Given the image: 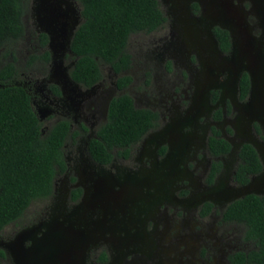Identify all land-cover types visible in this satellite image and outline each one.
<instances>
[{
  "label": "rangeland",
  "instance_id": "1",
  "mask_svg": "<svg viewBox=\"0 0 264 264\" xmlns=\"http://www.w3.org/2000/svg\"><path fill=\"white\" fill-rule=\"evenodd\" d=\"M157 1L166 20L150 33L130 35L127 51L132 64L127 74L132 82L119 90L116 80L120 75L104 62L100 63L103 80L91 88L82 87L70 77L75 62L70 42L82 20L80 4L75 0H30L24 17L25 35L8 50L13 51L19 70L13 83L30 94L43 134L59 120L69 121L70 132L63 150L67 167L55 176L50 195L34 199L24 214L0 233V249L4 253L0 264H16L18 253L37 255L35 249L29 254V248L40 240L43 245L51 241L57 249L61 247L60 257L67 264H102L99 256L107 249L103 237L110 236L107 230L117 220L116 202L124 193L130 201L124 205L121 201V206L130 217L137 214L146 219V214L163 207L161 217L167 223L162 236L168 241H151L141 251L122 257L119 250L113 251L104 264H230L227 256L231 252L254 248L253 243L243 239V224H223L219 215L202 221L192 212L199 200L217 204L245 196L240 194L244 186H237L230 179L232 155L225 158L226 171L212 185H205L199 178V169L196 172L193 167L174 168L169 163L175 153L183 152L182 147L170 144L177 136L191 132L194 145L188 152L192 155L190 150L201 151L205 147L215 126L234 146L250 142L264 151V0ZM217 28L228 33L227 50L221 49L215 34ZM39 33L47 35L45 47L39 43ZM44 50L50 53L46 64L41 60L29 63L32 54L39 55ZM11 59L7 53L1 63ZM244 74L249 81L248 96L241 101L238 95ZM123 93L132 97L135 107L161 112L164 124L146 135L145 141L132 145L127 157L116 154L112 163L99 165L89 157L87 144L104 122L107 102ZM218 112L224 117L222 120H216ZM82 127L85 129L81 130ZM166 144L167 153L159 156L157 147ZM146 160L166 165L160 174L169 185L168 189H160V196L182 206L185 227L177 226L182 218L174 214V203L158 202L147 209L141 205L145 197L143 187L148 181L132 185L126 177L139 176L143 170L147 176L157 174L158 170ZM97 179L104 185L105 180L117 184L106 188L102 183L98 185ZM123 179L128 183L121 187L118 181ZM73 186L83 187L87 199L95 198L90 214L86 215L87 209L83 207L86 197L82 204L79 198H72ZM185 186L189 188L185 189L186 194L178 193ZM249 188L256 190L257 186ZM83 215L84 226L77 227L74 221ZM151 231L149 226L145 232L142 230V236L152 238ZM98 239L102 243L92 247L90 242ZM39 251L43 257L44 250ZM33 258L32 263L22 260L20 264H36L39 260Z\"/></svg>",
  "mask_w": 264,
  "mask_h": 264
},
{
  "label": "trees",
  "instance_id": "2",
  "mask_svg": "<svg viewBox=\"0 0 264 264\" xmlns=\"http://www.w3.org/2000/svg\"><path fill=\"white\" fill-rule=\"evenodd\" d=\"M80 4L81 22L75 29L70 50L75 59L71 78L90 87L102 77L100 63L108 64L120 76L116 85L124 89L132 77L122 74L132 64L127 43L131 34L150 33L166 20L157 0H75ZM30 0H0V228L17 220L30 203L51 194L57 173L66 169L64 144L70 125L66 119L55 122L46 134L31 104V96L21 85L13 83L19 70L16 57L9 47L22 39L26 32L24 17ZM215 34L221 48H229L227 31L217 28ZM41 46L47 35L37 34ZM6 49L4 53L1 51ZM10 54L5 63L2 59ZM50 53L44 50L32 54L29 63L41 60L46 64ZM241 88L247 87L244 76ZM158 114L148 108H137L132 97L123 93L113 97L108 105L107 119L97 136L89 141L91 157L108 164L117 154L127 157L130 147L156 125ZM216 153L229 150L224 139L211 140ZM235 178L240 183L248 174L257 173L261 163L255 149L245 144L240 152ZM78 190L73 191L74 196ZM208 209V208H207ZM223 219L244 225L243 239L254 244L248 251L230 255L232 264H264V196L247 194L235 199L225 208Z\"/></svg>",
  "mask_w": 264,
  "mask_h": 264
},
{
  "label": "flooded vegetation",
  "instance_id": "3",
  "mask_svg": "<svg viewBox=\"0 0 264 264\" xmlns=\"http://www.w3.org/2000/svg\"><path fill=\"white\" fill-rule=\"evenodd\" d=\"M228 38H229V36H228ZM220 45H221V42H220ZM131 58H132V56H131ZM128 70L124 71L122 74H127ZM115 74H117V73H115ZM244 76L247 78L246 74H244L241 78H243ZM102 80H103V77H102V79L99 82H97L96 84H94V85H92L90 87H85V86H83V85H81V84H79L77 82L76 83L81 85L82 87L88 89V88H91V87L99 84ZM248 83H249V81H248V78H247V87H246L244 93H243L244 89L240 88V93L238 95V98L241 101L245 100L247 98V96H248V94H247V92H248ZM116 87H117V85H116ZM127 87H125V88H127ZM117 89L124 90V89H120L118 87H117ZM223 99H225V98L223 97ZM110 100L107 102L106 107H105L104 122L107 119L108 105H109ZM133 102H134V100H133ZM150 110H152V109H150ZM152 111H155V110H152ZM157 114H158V118L156 120V125L153 128H151L147 133H145L143 135V137L137 143H135L136 145L139 142L141 143L142 141H145L146 140V137H145L146 135H151L155 129L156 130L159 129L164 124V117H163L162 113L161 112L160 113L157 112ZM222 117L223 116L220 114V112H218L217 115H216V120H218V119L222 120L224 118V117L223 118ZM103 123H101L100 126ZM69 125H70V123H69ZM100 126H98L95 135L92 138H90V140L97 136V131H98ZM194 127H196V126H194ZM84 129H85V127L81 128V130H84ZM69 132H70V130H69ZM190 133L191 132H189L187 134H183V136L180 135V137L177 136L174 144L170 143L171 146L174 147V148L176 146L182 147L183 152L179 153V154L175 153L174 156H173L174 160L172 159L173 161L170 162L169 165L171 164L174 168H175V166L177 168H180V167L183 168V166H185V167H193V170L196 171V172L199 169L200 172L197 175L199 176V178L202 177V181L205 182V185H212V184L216 183V181L222 175V173L224 171H226L227 165H226V162H225V158L230 157L231 155H232L231 159H232V164L233 165L231 164V166H230V174H231L230 175V179L237 186H245V185L249 184L250 182L254 181L255 179H257L263 173V171H264V151L260 152L254 144H252L250 142H244V143H241L240 146H234L233 143L231 142V140L229 138H227L226 135L223 134V131L219 130L218 127L215 126V127H213L211 129V134L209 135V137L207 139V143L205 144V147H203L201 151H199V149L198 150L195 149L194 151L190 150L193 153H192V155L191 154L189 155V152H188L189 148L193 149L192 146L194 145V143L191 142V139H192L191 135L192 134H190ZM164 137H165L164 139L168 138V133H165ZM212 138H214V139H224L225 141H227L229 143V150L226 151V152H218V153L216 152L215 153L213 151V149L211 148V140H212ZM148 140H147V142H148ZM245 144H249L255 149V151H256V153L258 155L259 161L261 163V169L257 173L248 174L247 182L240 183L235 178V176H236V173H237V169H238L240 163L242 162V159L240 157V152H241L242 147ZM88 145H89V142L87 144V150H86L88 155H89V157L91 158L92 161H94L95 163H97L99 165H108V164L112 163V161L114 160L115 155L117 154V149H115V148L112 149L111 153L113 154V157H112L111 161L108 164H101L99 162H96L91 157V155L89 153ZM168 149H169V144L161 145V146L159 145L157 147L159 156L165 155L167 153ZM207 156H208V158H207ZM146 163L150 164L152 167L157 169L158 170V171L156 170L157 174H155L154 176L153 175L147 176L146 173H145L146 171L143 170V171L140 172L139 176L126 177V178L130 179V183L132 185H138L137 183H139V182H140V184H143L145 179H146L145 181H148L147 184H145V186L143 187L144 188L143 189V193H145V197H147V199L143 200L145 198V197H143L141 199L142 200L141 201V205L143 206V204H144L145 205L144 207L147 209L148 206H150L152 204H155V203H158V202H161V203L162 202H171L173 204L174 200H165L164 201L163 198L160 196V192H161L160 189H162L163 187L168 189V185H169L167 183V181H165L164 177L160 174L161 168L162 167H166V165H164V163H162V162H160V165L153 164L151 161H148V160H146ZM66 167H67V165H66ZM170 176H173V178H176L174 175H170ZM170 178H172V177H170ZM97 180H100V182H99L100 184L98 183V185H102L103 184L101 179H97ZM82 181H83V177H82ZM125 181H127V180H125V179L119 180L118 181V185H120L121 187H122V185L124 186V184L128 183V181L127 182H125ZM105 182H106V185L103 184L102 187L111 188L115 184H117V181L116 182H110L108 180H105ZM72 188H73L74 191L75 190L79 191L78 195L75 197L74 194H73L72 198H74L76 200L79 198L80 203L82 204L83 200L86 197V195L82 193L83 189H81V188H83V187L73 186ZM185 189H189V188L185 186L183 189L178 190V193L180 192L181 194H186V190ZM253 194H256V195H259V196H264V192H262V193L253 192ZM70 195H71V193H70ZM123 195H125V193L121 194L120 195L121 197L119 196V199L116 202L117 205H118L117 206L118 214L115 216L117 220L115 221V219H114L113 220V221H115L114 226L107 230V232H109L110 236L109 237H103V242H105L104 245H106L107 249H106V251L103 250L100 253L99 257H100V261L103 262L102 264H104V261H106L107 258H109V257L111 258L112 257V253L111 252H113V251L119 250L122 253L121 254V257H122L123 254H125V255H127L128 253L135 254L136 252L141 251V249L145 245L147 246L149 243H151V241L154 242V240H156L155 241L156 243L168 241V239L166 237L163 238V236H162L163 230L166 229V223H167V221H164V218L161 217V216H163L161 214L163 207L159 208L160 206H158V208H157L158 210L155 208V210H153L150 213V215L146 214L147 216H149V218H146V219L139 218L137 216V214L136 215H132L130 217V216L126 215L125 212L123 211L124 206L123 207L121 206L122 205L121 201H123V205H124V202H125V204L129 203L130 198L128 197V199H127V196L124 197ZM86 199H87V197H86ZM125 199H127V200H125ZM232 201H234V200L233 199L230 200V201H226L225 200V201H220L217 204H214L211 201H200L199 200L198 204L195 206V208L193 209L192 212L195 213V215H197L196 216L197 219H200L202 221H204L206 218L212 217L213 215H215V216L219 215V217H220V219H221L223 224L224 223H226V224L227 223H229V224H232V223L240 224V223H237V222L226 221V220L223 219L224 210L228 206V204H230ZM119 204H120V206H119ZM92 205L93 206L95 205V199H93L92 201L90 199H87L85 201V203H83V207L87 209V212H86L87 214L86 215L90 214V212H91V210L93 208ZM174 205L176 206V207H174V214L178 216V219L182 218V222L178 223L177 226L185 227L186 223L183 221V217L185 216V213L181 211V207L182 206L179 203H177V202L174 203ZM98 208L99 207L97 206V209ZM159 209H161V210H159ZM99 210H100L99 214L103 215L104 213L102 212V210L101 209H99ZM24 212H23V214H24ZM91 214H93V213H91ZM85 216L83 215L80 218L76 219L74 221V224H76L77 227L84 226L81 221L84 220ZM15 221H12V222L4 225L2 228H0V233L3 232L9 224L14 223ZM66 221H67V219L65 220V222ZM138 226H140V228H138ZM149 226L152 229V231H151L152 238H147L146 239L145 235L142 236L143 235L142 230L145 232ZM172 228H173V226H172ZM62 235H64V234L62 233ZM38 240L39 239H37V241ZM101 240H99V239L97 241L93 240L92 242H90V244L92 245V247H95V246H97L99 244V241L102 243ZM45 242L48 243L47 241H45ZM49 242H50V244H44L43 245L42 241L40 240V241L37 242V244H33L32 243V245L30 246V248H29V252L30 253L29 254H32L34 249L38 251V254L35 255V256H36V258L39 261L36 262V264H67V263H69L66 260L64 261L62 259L63 257H60L61 254H62L61 253L62 252L61 247L57 249L54 246L53 242H51V241H49ZM247 243H250V242H247ZM60 245H62V244H60ZM114 245H117V247H114ZM39 250H44V256L43 257H40V254H39L40 251ZM238 251H245V250H236V251L231 252L227 256V259H228L230 264H232V262L230 260V255H232V254H234V253H236ZM246 251H248V250H246ZM161 252L164 253V250H161ZM3 256H4V253L0 249V260L3 259ZM35 256H33V257H35ZM30 257H32V256H30ZM30 257L28 255L24 254V253L23 254L22 253L21 254L18 253V255L15 256V260H16L15 262H16V264H20L22 262V260L26 261V262L28 261L30 263L35 261V260H33L34 259L33 257H32V259ZM70 264H74V261L73 262L71 261Z\"/></svg>",
  "mask_w": 264,
  "mask_h": 264
},
{
  "label": "water",
  "instance_id": "4",
  "mask_svg": "<svg viewBox=\"0 0 264 264\" xmlns=\"http://www.w3.org/2000/svg\"><path fill=\"white\" fill-rule=\"evenodd\" d=\"M52 18H54V15L52 16ZM255 185L257 186V189L256 190H252V189L249 188V187L254 188ZM262 189L264 190V171H263V173L257 179H255L254 181H252L249 184L245 185L243 187V189L240 190V194L241 195L242 194L243 195H247V194H250V193H253V192H259V193H261V190Z\"/></svg>",
  "mask_w": 264,
  "mask_h": 264
}]
</instances>
